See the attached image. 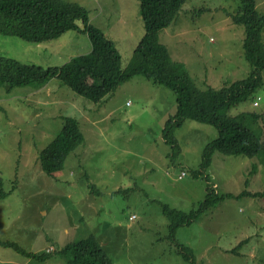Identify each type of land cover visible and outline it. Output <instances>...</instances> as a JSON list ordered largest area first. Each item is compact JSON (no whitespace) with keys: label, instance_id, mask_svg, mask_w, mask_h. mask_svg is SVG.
Wrapping results in <instances>:
<instances>
[{"label":"rangeland","instance_id":"1","mask_svg":"<svg viewBox=\"0 0 264 264\" xmlns=\"http://www.w3.org/2000/svg\"><path fill=\"white\" fill-rule=\"evenodd\" d=\"M63 1L85 8L90 23L105 33L119 32L110 40L126 68L144 35L138 1ZM255 3L264 14V0ZM238 5L188 0L169 27L153 34V46L182 63L200 89L249 80L244 28L226 14ZM89 46L72 31L53 44L0 34V56L42 67L60 66ZM261 77L264 83V71ZM175 106L169 89L143 76L100 104L58 79L10 92L0 86V190L7 194L0 200V243L15 245L0 244V264H69L71 255L60 252L88 235L100 242L111 264H191L185 257L195 264H264V165L257 158L215 153L201 170L203 147L217 130L186 120L166 131ZM227 115L264 143V84ZM64 118L77 120L84 141L60 172L48 176L39 154L59 135ZM205 177L218 195L230 197L171 235L164 208L195 209L204 201ZM42 254L47 257L38 259Z\"/></svg>","mask_w":264,"mask_h":264},{"label":"trees","instance_id":"2","mask_svg":"<svg viewBox=\"0 0 264 264\" xmlns=\"http://www.w3.org/2000/svg\"><path fill=\"white\" fill-rule=\"evenodd\" d=\"M137 1L144 35L133 49L127 67L123 69L116 43L107 38L101 28L90 23L89 12L82 6L63 0H0V34L4 36L46 44L72 31L85 35L90 44L88 53L71 58L60 66L23 64L0 56V86L10 92L16 87L43 85L50 79H58L79 96L100 104L125 82L143 76L151 84L163 86L174 95L175 111L166 122V131L180 127L186 120L207 124L217 130V137L203 147L201 170L209 168L215 153L257 158L264 165V143L260 137L235 117L227 115L229 109L246 101L256 87L264 84L261 77L264 71V45L261 41L264 14L257 11L255 0H238L239 5L234 14L226 12L233 24L244 28L243 50L244 58L251 68L250 79L225 83L218 90L198 88L182 63L174 62L166 49L153 46V34L169 27L188 0ZM115 34L119 32L115 30ZM83 141L77 120L64 118L59 135L39 154L41 170L48 176L60 172L67 157ZM205 182L204 201L189 213L164 208V214L170 221L171 235L179 227H189L198 222L203 214L230 197L218 195L212 188L214 184L209 183L207 177ZM242 195L258 197L261 194L243 192ZM5 196L7 194L0 190V200ZM230 252H235V249ZM60 253L71 255L69 264H111L94 235L67 245ZM45 257L46 254L37 256L38 259ZM185 259L195 264L194 259Z\"/></svg>","mask_w":264,"mask_h":264},{"label":"crops","instance_id":"3","mask_svg":"<svg viewBox=\"0 0 264 264\" xmlns=\"http://www.w3.org/2000/svg\"><path fill=\"white\" fill-rule=\"evenodd\" d=\"M105 35L107 36V38H109V39H113V38H115L116 37V34H115V30L114 31H112V32H106L105 33ZM81 36H84L85 38H87L85 35H81ZM54 42V41H53ZM53 42H51V44H53ZM50 43V42H49ZM46 44H48V43H46ZM90 51V46L88 47V50H87V52L86 53H88Z\"/></svg>","mask_w":264,"mask_h":264}]
</instances>
